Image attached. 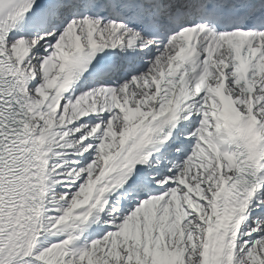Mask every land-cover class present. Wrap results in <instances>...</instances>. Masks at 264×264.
<instances>
[{
  "label": "snow or ice",
  "instance_id": "1",
  "mask_svg": "<svg viewBox=\"0 0 264 264\" xmlns=\"http://www.w3.org/2000/svg\"><path fill=\"white\" fill-rule=\"evenodd\" d=\"M0 264H264V0H0Z\"/></svg>",
  "mask_w": 264,
  "mask_h": 264
}]
</instances>
